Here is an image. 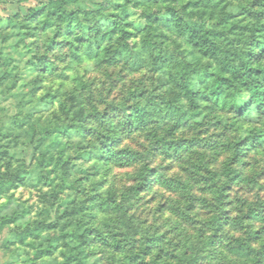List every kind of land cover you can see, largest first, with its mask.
<instances>
[{"label": "clouds", "instance_id": "1", "mask_svg": "<svg viewBox=\"0 0 264 264\" xmlns=\"http://www.w3.org/2000/svg\"><path fill=\"white\" fill-rule=\"evenodd\" d=\"M0 264H264V0H0Z\"/></svg>", "mask_w": 264, "mask_h": 264}]
</instances>
